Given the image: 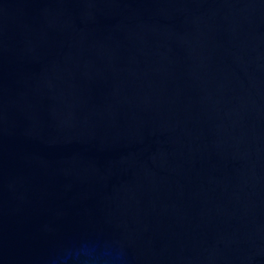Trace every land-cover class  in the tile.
<instances>
[{
  "label": "water",
  "instance_id": "water-1",
  "mask_svg": "<svg viewBox=\"0 0 264 264\" xmlns=\"http://www.w3.org/2000/svg\"><path fill=\"white\" fill-rule=\"evenodd\" d=\"M0 264H264V0H0Z\"/></svg>",
  "mask_w": 264,
  "mask_h": 264
}]
</instances>
